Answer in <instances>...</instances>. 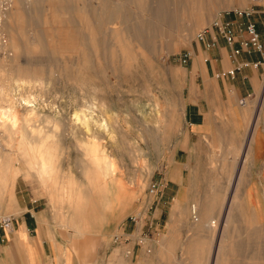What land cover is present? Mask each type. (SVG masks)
Returning <instances> with one entry per match:
<instances>
[{
  "label": "rangeland",
  "instance_id": "obj_1",
  "mask_svg": "<svg viewBox=\"0 0 264 264\" xmlns=\"http://www.w3.org/2000/svg\"><path fill=\"white\" fill-rule=\"evenodd\" d=\"M240 1L0 0L2 215L14 218L23 198L37 200L80 264L85 255L105 262L132 215L143 232L153 230L146 219L165 185H191L194 201L215 202L214 212L229 196L242 199L263 115L233 141L227 103V124L209 134L195 133L188 104L207 113L218 104L210 88L201 102L190 44L219 9ZM184 52L190 57L181 60ZM263 86L264 74L255 99L239 101L243 122L256 120ZM152 181L163 185L159 195L148 192ZM83 222L89 230L79 236L74 226ZM251 236L264 246V230Z\"/></svg>",
  "mask_w": 264,
  "mask_h": 264
},
{
  "label": "crops",
  "instance_id": "obj_2",
  "mask_svg": "<svg viewBox=\"0 0 264 264\" xmlns=\"http://www.w3.org/2000/svg\"><path fill=\"white\" fill-rule=\"evenodd\" d=\"M237 11L246 13L240 15ZM216 20L232 27L235 33L232 44H228L211 26ZM249 21L255 23L264 46V0L256 5L248 0L229 9H219L209 24L203 26L204 19L200 22L203 27L199 31L208 27L206 40H214L215 44L206 47L195 39L190 44V68L196 65L195 74L201 79V102H207L209 88L216 91L219 100L217 105L211 104L209 113L197 101L188 103L193 106L197 117L190 122L195 127V133L209 134L227 124L223 118L225 103L234 112L233 128L229 130L227 140H244L254 126L253 120H257L259 109L256 112L253 105L252 114L257 113L256 120L251 118L243 122L240 102L246 98L254 100L258 93L264 74V49L262 52L241 49L234 54L239 40L247 38L243 25ZM202 61L203 66L200 65ZM231 70L234 71L232 75L228 74ZM254 134L253 161H250L251 175L254 176L246 186L242 199L229 196L214 212L212 205L215 203L194 201L197 197L191 196V185H165L163 194L152 200V214L146 219L147 223L153 224V230L143 232L144 224L138 227L134 223L131 228L124 224L121 240L109 251L105 262H102L101 256L94 259L92 255H85L80 264H264V246L259 244V238L251 236L255 231L264 230V197L261 189L264 184V123L261 120ZM252 192L255 198L251 197ZM23 199L24 203L18 205L19 214L14 217L13 230L0 231V264H78L77 254L61 241L67 236L63 233L56 235L55 230H59L54 224V215L39 213L32 203L37 200ZM103 202L107 205L102 198V205ZM193 204H200L199 221H194L190 211ZM207 205L211 207L207 208ZM77 210L79 213V209H74L75 212ZM5 212L0 209V216H5L2 215ZM11 212L17 214L18 210L12 208ZM209 212L214 213L215 229L209 225ZM64 225L70 226L67 223ZM74 229L77 235L84 236L89 225L83 222ZM90 244L93 247L94 243Z\"/></svg>",
  "mask_w": 264,
  "mask_h": 264
},
{
  "label": "built area",
  "instance_id": "obj_3",
  "mask_svg": "<svg viewBox=\"0 0 264 264\" xmlns=\"http://www.w3.org/2000/svg\"><path fill=\"white\" fill-rule=\"evenodd\" d=\"M253 5L258 4L260 0H251ZM246 13L244 11H237V14H243ZM248 14V13H247ZM212 27H215L219 33L223 36V38L226 40L228 44H232L235 41V33L232 27L228 23H222L218 20L213 21L211 24ZM208 27L204 28L203 30H200L196 33L195 39L197 41L203 42L206 47H212L214 46L215 42L214 40H206L205 34L208 31ZM243 29L245 33L247 34V38L239 40V47L234 48V54H238L241 49H254L256 51L262 52L264 49V46L262 42L260 41V34L257 31L256 25L254 22H246L243 25ZM190 57V52H184L180 55L181 60H186ZM234 73L233 70L229 71L228 74L232 75ZM163 185H160L157 181H152L148 187V192L151 195H159L162 192ZM13 217L11 216H0V231L3 232H11L13 230ZM138 215H132L130 216V220L133 223H137L139 221ZM151 225V224H148ZM120 236H117L116 239H118Z\"/></svg>",
  "mask_w": 264,
  "mask_h": 264
},
{
  "label": "bare ground",
  "instance_id": "obj_4",
  "mask_svg": "<svg viewBox=\"0 0 264 264\" xmlns=\"http://www.w3.org/2000/svg\"><path fill=\"white\" fill-rule=\"evenodd\" d=\"M248 2V0H244V1H240L241 3L242 2ZM261 1V0H260ZM259 3V2H258ZM2 16V14L0 13V17ZM261 92H262V95H261V98H259L260 99V101H259V103L257 104V106H259L258 107V109H259V112H258V116L259 115H263V119H264V86H263V88L261 89ZM258 97V96H257ZM258 99V98H257ZM258 116H257V118H258ZM257 121V120H256ZM256 124V123H255ZM255 131H256V128L254 127L253 128V133H252V136L250 137V143H249V149H250V147H251V145H252V142H254V133H255ZM112 179V178H111ZM215 201V200H214ZM223 201V200H222ZM215 203V202H214ZM199 206H200V204H199ZM199 206L197 205V204H193L192 206H191V210H192V213L194 214V218H195V221H199L200 219H199V217H198V212H199ZM214 209V208H213ZM212 212H209V216H210V218H211V220H210V223H209V225H210V227H212V228H214L216 225H214L215 223H216V221H214L212 218V214H211ZM214 214V213H213Z\"/></svg>",
  "mask_w": 264,
  "mask_h": 264
}]
</instances>
